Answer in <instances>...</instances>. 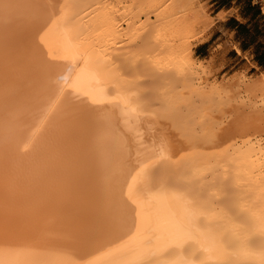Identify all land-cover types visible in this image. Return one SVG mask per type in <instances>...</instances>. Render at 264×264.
<instances>
[{
  "label": "bare ground",
  "instance_id": "bare-ground-1",
  "mask_svg": "<svg viewBox=\"0 0 264 264\" xmlns=\"http://www.w3.org/2000/svg\"><path fill=\"white\" fill-rule=\"evenodd\" d=\"M92 2L0 0V264H264V118L215 131L186 77L153 109L97 50Z\"/></svg>",
  "mask_w": 264,
  "mask_h": 264
},
{
  "label": "rangeland",
  "instance_id": "rangeland-1",
  "mask_svg": "<svg viewBox=\"0 0 264 264\" xmlns=\"http://www.w3.org/2000/svg\"><path fill=\"white\" fill-rule=\"evenodd\" d=\"M213 2L212 0H94L93 5H90L92 6L91 9L88 8L87 11L88 15L91 13L89 16L94 21L88 18H86V21L87 19L90 22L92 21L91 24L95 22L96 25L93 27H96V30L92 29L94 34L92 38H94V42L97 40L95 42L97 50L107 55L111 61L113 60L109 63V67L114 65V67H119L120 71L126 72V70H129L128 75L124 74L125 79L129 80L131 85L134 84L133 87L138 88L141 95L144 94V97H142L145 100L152 102V108L156 107L155 109H157V104H161L159 106L160 112L163 110L162 108H165L162 103L164 98L165 100L167 98L163 94L168 93L171 87H173L171 90L173 94L179 96H176L179 104L180 96L183 97L186 93L187 86L184 84L186 77L185 80H188L187 85L189 88H187L186 94H188L187 98L189 99H183L184 106L187 105L186 109L189 112L194 107L193 105H197L194 107L197 110L196 113L194 112L196 121L199 120V116L202 120L206 119L205 117L211 119L214 116L217 121H223V123L219 122L220 127L219 123L214 127L216 124L212 120V123L215 124H213L215 131H218L221 129L222 124L226 125L232 118H236V115H234L236 111L237 115L241 114L240 116L245 117L255 116L258 114L256 112H259L264 118V91L253 95L248 90L249 85L264 77V70L250 69V67L239 69L237 67L230 72L229 70L221 71L215 69L211 62L204 63L196 59L195 47L200 42L205 41L215 22L213 15L216 6H213ZM105 14L109 17L108 21L103 19ZM226 16V13H222L219 18L223 19ZM110 21L116 26L114 32L110 29ZM98 37L101 38L100 41ZM98 43H100V46ZM172 80L173 85L171 86ZM214 88L220 89L221 93H214ZM202 94L205 96H201ZM149 95L155 96H152L153 98H149V100ZM166 95L169 96V103L176 101H174L176 97L173 96L174 99L172 100L170 98L172 95H169V93ZM184 97L186 98V95ZM204 98L208 102H214L211 108L209 107L211 104L206 105L207 102ZM183 100L181 98L180 102ZM185 100L186 102L190 101L191 106ZM219 101L221 102L220 105L225 103L226 105L223 106H227L228 109H225V107L219 109L218 104H215ZM204 102L205 104H202ZM214 104L219 111L224 110L222 113H225V116L219 112V115L221 114L224 118L216 114L217 109L214 113H206L210 112L208 109L211 112L214 111ZM200 105H203L202 107L205 109L208 106L207 111L205 112L202 107L204 111L198 109ZM178 106L180 107V105ZM184 106L181 108H185ZM190 108L191 110H188ZM186 109L181 110L185 111L183 113L187 117L188 112ZM164 110H167V107ZM198 112H205V116L202 117V113L199 115ZM190 113L193 114V111ZM190 113L188 117L191 115ZM189 118L194 117L191 118L190 116ZM196 121L194 124H201V120ZM205 121L203 120V123ZM206 122L208 123V121ZM195 126L193 125L194 129ZM206 126L208 127V125ZM207 127L205 132H215L213 127L210 130ZM257 127L249 134L256 146L264 147V124ZM200 129V127L195 129L196 136L198 135L197 138L203 134ZM241 141L237 138V147L242 144Z\"/></svg>",
  "mask_w": 264,
  "mask_h": 264
},
{
  "label": "crops",
  "instance_id": "crops-1",
  "mask_svg": "<svg viewBox=\"0 0 264 264\" xmlns=\"http://www.w3.org/2000/svg\"><path fill=\"white\" fill-rule=\"evenodd\" d=\"M215 22L205 41L194 50L196 59L215 69L264 70V8L252 0H218ZM226 13L225 18H219Z\"/></svg>",
  "mask_w": 264,
  "mask_h": 264
},
{
  "label": "built area",
  "instance_id": "built-area-1",
  "mask_svg": "<svg viewBox=\"0 0 264 264\" xmlns=\"http://www.w3.org/2000/svg\"><path fill=\"white\" fill-rule=\"evenodd\" d=\"M212 1L216 2V1H218V0H212ZM214 2H213V3H214ZM252 2H253L255 5H257V6L264 8V0H252Z\"/></svg>",
  "mask_w": 264,
  "mask_h": 264
}]
</instances>
